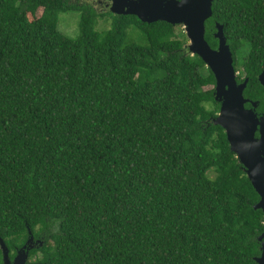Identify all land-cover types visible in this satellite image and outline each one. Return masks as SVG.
Here are the masks:
<instances>
[{"label":"trees","instance_id":"obj_1","mask_svg":"<svg viewBox=\"0 0 264 264\" xmlns=\"http://www.w3.org/2000/svg\"><path fill=\"white\" fill-rule=\"evenodd\" d=\"M68 13L79 15L75 37L58 29ZM212 13L206 41L216 49L223 26L245 94L264 111V0H213ZM180 27L69 0H0L10 252L30 230L42 264H257L260 199L212 122L214 76Z\"/></svg>","mask_w":264,"mask_h":264},{"label":"water","instance_id":"obj_2","mask_svg":"<svg viewBox=\"0 0 264 264\" xmlns=\"http://www.w3.org/2000/svg\"><path fill=\"white\" fill-rule=\"evenodd\" d=\"M120 10L115 6L111 12L116 15H132L141 22L151 24L165 22L172 26H182L189 44L191 55L198 56L211 71L216 82L215 100L223 98L220 113L214 119V125L220 126L226 133L230 150L235 154L246 175L259 196L254 206L264 216V116H257L244 109L243 91L247 82L237 86L233 68V54L224 35L223 26L216 24L214 38L218 41L216 50L205 39L206 22L212 17L213 0H121ZM127 7V8H126ZM259 82L264 87V71ZM259 130V139L255 133ZM264 224V223H263ZM260 256L257 264H264V231L258 238ZM33 236L28 230L26 244L18 251L13 263L9 260V250L0 239L3 264H27L28 250Z\"/></svg>","mask_w":264,"mask_h":264},{"label":"flooded vegetation","instance_id":"obj_3","mask_svg":"<svg viewBox=\"0 0 264 264\" xmlns=\"http://www.w3.org/2000/svg\"><path fill=\"white\" fill-rule=\"evenodd\" d=\"M73 1L78 6H82V7L90 6V7H93L94 9H96L97 11L102 12V13H108V12L112 13L111 9L114 6H115L116 10H120L121 11L120 7L123 5V2L121 0H73ZM114 15H116V14H114ZM215 34L216 33H214V35ZM217 47H218V45H217ZM216 49H214V50H216ZM235 64L236 63L234 62V57H233V68H234L235 81H236L237 86H241V85H243L246 82L248 83V80L244 76H241L240 73L236 71ZM259 77H260V75L258 76V81H259ZM213 89H214V92H215L216 82H215V85H214ZM245 90L242 93V97H243V99L245 101L244 102V109L247 110V111L253 112L257 116L258 119H261L264 116V111H260L259 110L260 109V102L256 101V100H252L251 98H249L245 94ZM214 100H215V98H214ZM215 102L219 105V112L217 113V115H216V117L214 119H216L218 117L219 113H220L222 102H223L222 96H220V98L218 100H215ZM214 119L212 120V122L214 121ZM259 137H260V133H259V130H258L255 133V138L259 139ZM26 242H27V240H26ZM42 246H43V240H41V238H34L33 237V242L30 245V248H27V249H30V250H28V258H27V262H26L27 264H42V263H40L41 255L39 253V249ZM21 248H16L13 252L9 251V256L8 257H9L10 262L13 263L18 251ZM2 261H3V257H2Z\"/></svg>","mask_w":264,"mask_h":264},{"label":"rangeland","instance_id":"obj_4","mask_svg":"<svg viewBox=\"0 0 264 264\" xmlns=\"http://www.w3.org/2000/svg\"><path fill=\"white\" fill-rule=\"evenodd\" d=\"M69 1L71 3H75L73 0H69ZM78 25H79V15L77 13L76 14L75 13L62 14L59 18L58 29L64 35H67L69 37H75L78 31L77 29ZM109 27H110L109 22H105V21L103 22L102 20H100L99 25H98L99 30H108ZM180 29L183 30L184 32V29L182 26L180 27Z\"/></svg>","mask_w":264,"mask_h":264},{"label":"clouds","instance_id":"obj_5","mask_svg":"<svg viewBox=\"0 0 264 264\" xmlns=\"http://www.w3.org/2000/svg\"><path fill=\"white\" fill-rule=\"evenodd\" d=\"M188 43H189V41H188Z\"/></svg>","mask_w":264,"mask_h":264}]
</instances>
